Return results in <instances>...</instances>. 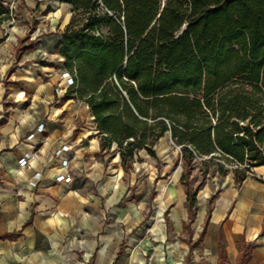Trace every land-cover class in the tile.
I'll list each match as a JSON object with an SVG mask.
<instances>
[{
	"label": "crops",
	"instance_id": "obj_1",
	"mask_svg": "<svg viewBox=\"0 0 264 264\" xmlns=\"http://www.w3.org/2000/svg\"><path fill=\"white\" fill-rule=\"evenodd\" d=\"M2 4L8 18L0 21V264H218L219 231L225 264H238L241 245L249 247L246 264H264V165L253 167L240 184L231 173L223 175L212 194L204 184L188 226L179 181L182 210L175 207L173 217L187 240H169L167 229L175 232L176 226L167 214L164 236L154 234L155 220L143 230L161 194L159 181L165 173L169 177L171 166L162 160L159 172L156 143V158L147 154L157 165L151 163L142 174L133 162L125 171L115 144L101 151L88 104L64 97L66 70L57 47L71 5L59 0ZM164 136L172 142L168 132L158 141ZM62 145L69 146L63 154L69 158L70 182L54 180L62 171L57 153ZM32 153L28 166L19 167L18 159ZM174 161L172 168L181 172ZM36 172L40 176L33 185ZM144 184L147 200L138 195ZM194 225L201 230L192 242ZM177 250L184 262L177 261Z\"/></svg>",
	"mask_w": 264,
	"mask_h": 264
},
{
	"label": "trees",
	"instance_id": "obj_2",
	"mask_svg": "<svg viewBox=\"0 0 264 264\" xmlns=\"http://www.w3.org/2000/svg\"><path fill=\"white\" fill-rule=\"evenodd\" d=\"M59 1L71 5L57 47L73 77L64 97L88 104L101 151L115 144L125 171L140 149L156 158L154 144L170 134L187 226L210 164L237 184L264 165V0ZM196 163L202 179L193 186ZM238 257L247 263V245Z\"/></svg>",
	"mask_w": 264,
	"mask_h": 264
},
{
	"label": "rangeland",
	"instance_id": "obj_3",
	"mask_svg": "<svg viewBox=\"0 0 264 264\" xmlns=\"http://www.w3.org/2000/svg\"><path fill=\"white\" fill-rule=\"evenodd\" d=\"M158 141V140H157ZM157 143V144H156ZM156 148L158 154H159V172L163 171V164L162 160H165L166 163L171 166L168 171L169 177L167 178V174L165 173L164 180L159 181V190H161V194L157 198L155 202L154 209L150 210L148 215L145 217V221L143 222L142 229H146L151 220H155L158 224V228H155L154 234L160 235V237L165 235L164 232V215L167 214L171 220L174 222L176 226V231L172 232L167 229V236L169 240L173 239L175 243H178V240H187L190 238V236L187 234L185 230H180L176 222L174 220L173 214H174V208L178 207L179 211L181 212L182 208L181 205H178L179 202L182 200V192H183V186L179 183V174L180 170L173 169V161L176 159L178 148L172 144L170 140L167 139V137H162L158 142H156ZM116 146V145H115ZM152 164H156V161L151 159L150 156L147 154V152L143 149L138 150L135 158H134V171H137L138 173L145 174L148 170L152 169ZM200 165L196 163L195 168L193 169L190 179L191 184L194 186L196 185L201 179L202 174L199 170ZM215 168L214 164H210L209 171L210 173L205 176V185L202 187L207 189L210 194H212L214 191H216L218 188H220L222 181L225 179L226 176H220L217 175L215 172H213V169ZM205 192V191H204ZM133 192L130 193L132 195ZM138 195L141 199L147 200V186H145L143 189H140L138 191ZM201 230V225L195 226L192 228V233L194 234V238L192 239V242H195L197 238V234ZM148 234V233H143ZM178 239V240H177ZM173 244V242H170ZM176 259L177 261H183L180 258V255L178 254V250L176 252ZM184 262V261H183Z\"/></svg>",
	"mask_w": 264,
	"mask_h": 264
},
{
	"label": "built area",
	"instance_id": "obj_4",
	"mask_svg": "<svg viewBox=\"0 0 264 264\" xmlns=\"http://www.w3.org/2000/svg\"><path fill=\"white\" fill-rule=\"evenodd\" d=\"M62 78H64L65 80V85L66 87H69L70 85L73 84V77L72 75L67 72L64 71L62 74ZM57 92H60L61 89L60 88H56ZM40 128L42 127V125L40 124L39 126ZM69 146L68 145H62L60 147V149L57 151V153H59V157H58V164L61 168V172H59L58 174H56V176L54 177V180L57 182L63 181V182H70L71 181V176L65 171L66 168L68 167V163H69V158L68 156H66L65 153L68 150ZM34 157V153L32 154H25L24 156H21L18 159V165L21 168H24L26 166H28L30 158ZM40 174L38 172H36L33 175V178L31 180V184H36L38 178H39Z\"/></svg>",
	"mask_w": 264,
	"mask_h": 264
}]
</instances>
